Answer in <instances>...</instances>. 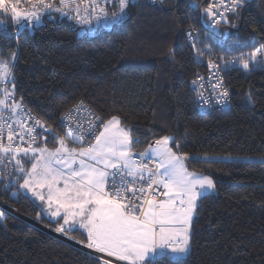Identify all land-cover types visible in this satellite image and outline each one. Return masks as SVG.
I'll return each instance as SVG.
<instances>
[{
	"label": "trees",
	"instance_id": "16d2710c",
	"mask_svg": "<svg viewBox=\"0 0 264 264\" xmlns=\"http://www.w3.org/2000/svg\"><path fill=\"white\" fill-rule=\"evenodd\" d=\"M198 4L132 0L121 24L92 36L80 35L67 16H45L41 26L15 35L11 21L0 16V58L16 53L15 89L57 136L65 134L61 115L83 101L104 120L119 116L140 141L133 151L172 137V149L179 144L178 154L188 157V170L214 181L216 194L198 201L189 253L157 258L156 264H264V163L207 159L264 156V68L227 72L229 108L200 113L192 82L208 68L184 35L189 27L207 31L203 9L209 0ZM239 11V19L228 15L238 28L222 22L207 34L219 54L251 55L264 40V0H247ZM223 32L231 35L225 39ZM47 143L58 146L51 136ZM0 203L49 229L58 226L17 183L0 187ZM0 212V264H97L95 256ZM68 236L86 243L80 230Z\"/></svg>",
	"mask_w": 264,
	"mask_h": 264
},
{
	"label": "snow or ice",
	"instance_id": "6c2138e0",
	"mask_svg": "<svg viewBox=\"0 0 264 264\" xmlns=\"http://www.w3.org/2000/svg\"><path fill=\"white\" fill-rule=\"evenodd\" d=\"M28 2L32 10L21 11L18 5L22 0H0V16L13 21L17 31L41 22L44 13L53 11L90 22L81 16L78 7H72L73 0H60L58 7L53 6L52 0ZM90 2L97 19L103 17L118 24L128 15L126 10L132 0H117L118 11L111 16L104 7L107 0ZM244 4L245 0H218L204 8L203 14L209 27L216 28L223 22L238 28L229 21L227 13L239 19ZM195 7L199 9L200 5ZM194 31L187 35L192 37ZM229 35L221 33L225 39ZM197 54L203 55V51L197 49ZM258 55L259 63L264 64V45L247 58L237 57L224 63H239L248 69L249 61H257ZM15 57L16 53L11 52L8 60L0 59V164H12L20 173L17 181L23 180L19 187L46 203L58 224L54 230L64 235L83 230L87 249L126 264H156L157 258L187 255L197 201L215 189L214 181L188 170V157L178 154L179 144L175 145L177 151L169 146L172 137L163 136L145 151L134 153L133 145L140 141L134 140L131 129L123 127L117 115L104 120L89 113L92 119L85 125L69 113L64 117L68 123H62L67 131L57 136L43 121L24 110L22 98L15 99V77L11 71ZM208 63L219 69L211 60ZM213 87L221 89L219 102L227 103L229 93L222 80ZM82 107L83 101L76 106V112ZM29 120L33 121L31 125ZM44 133H49L58 146L49 148ZM24 160L30 162V168H25ZM149 163L155 166L149 167ZM3 215L0 212V217ZM94 258L97 264H113L112 259L103 256Z\"/></svg>",
	"mask_w": 264,
	"mask_h": 264
},
{
	"label": "built area",
	"instance_id": "2783aa9c",
	"mask_svg": "<svg viewBox=\"0 0 264 264\" xmlns=\"http://www.w3.org/2000/svg\"><path fill=\"white\" fill-rule=\"evenodd\" d=\"M150 1L154 2V3H162V2H165L167 0H150ZM246 1L247 0H245V2ZM52 2H53L54 7L60 6V0H52ZM185 2L187 4V6L194 7V8H195V5L198 4V0H185ZM210 3L215 5L218 3V0H209V4ZM28 5H31L28 2V0H22V3L18 6H28ZM72 7L73 8L78 7V10H79L81 16H83L86 20H88L90 22L85 23L84 20L73 19L71 16H67V17H70L71 19L74 20L75 28H77L79 30L84 29L87 32V34L90 36L94 35L95 33L100 32V31L113 29L114 27H116L122 23V22H120L118 24H113L110 22V20H107L103 17H100L99 19H97L95 13L93 12L90 0H73ZM104 7H106V9L109 13V16H111V14L113 12L118 11V2H117V0H107V3L104 4ZM66 11H68V9H66ZM229 14L230 13H227V16ZM44 15H62V14L53 11L50 14L44 13ZM126 18H127V16L123 20H125ZM207 20H208V18H207ZM207 20L205 22V27L207 30L205 35L201 33L200 29L195 28V27H189L184 32L187 43L191 47V49L193 50V53L197 57L198 62L201 65L206 64V66L208 68V71L206 74H200L196 78L195 81H197V83L193 87V90L198 95V104H197L198 110L202 114H210L212 112H222V111H225L229 108V106H230V94L228 96L227 103L222 104L219 102L220 97L218 95V92L221 91V89H215L213 87V85H215L218 82V80H222L223 87L227 88V85L225 82V74L227 72H229L231 70H238V71H241L243 73H249L253 70H256L257 68H264V64L259 63V60H260L259 55L257 56V61H249V68L248 69H244L243 66L239 63H235V64L229 63V64L225 65L224 61H231L237 57L247 58L250 55L226 56V55L217 53L211 47V45L206 42L207 41L206 39H207V34L209 32L215 31L219 25L216 26V28L209 27ZM193 29H195V31L193 32V36L192 37L188 36L187 33L189 31H192ZM13 32L16 35L17 30L14 29ZM194 44H195V47H193ZM261 45H264V40L260 43L258 49L261 47ZM197 49L202 50L203 55H198ZM207 49H211V52H209ZM4 60H8V58H6ZM209 60H211L214 64H217L219 66V69L217 70L215 68H211L209 66V63H208ZM10 63H12V62L10 61ZM15 63H16V57H15L14 64ZM14 67L11 69L12 74L14 72ZM199 77H203V80H199L198 79ZM201 85H202V87H201ZM9 88H10V86H9ZM227 90H228V88H227ZM228 93H229V91H228ZM15 99L17 101L21 100V97L18 95L16 89H15ZM80 102L81 101L74 104L71 108H69L67 111H65L61 115V118H60L61 126H62V123H64V124L68 123L67 121L64 120V117L66 115H68L69 113H71L73 115L74 119L78 120L80 123L85 124V125H87V122L90 119H92V117L89 115V113H94L96 116H100L86 102H83V107L77 113L75 109H76L77 105H80ZM9 103H11V101H9ZM22 103H23L25 111H29L32 116L37 117L41 121H43L39 115L35 114L25 104L23 99H22ZM32 123H33V121H31V120L28 121L29 125H31ZM44 124L46 127L51 128L45 122H44ZM62 128H63L64 132L67 131L66 127H62ZM37 131H40V129L38 128ZM44 135L47 136L48 139L51 136L49 133H44ZM89 140H91V138H89ZM154 166L155 165L153 163H149V167H154ZM15 183H16V169L13 167V165L8 164L7 162H6V164H0V187L3 189H10ZM79 244H81V243H79ZM77 247L79 249L81 248L83 250H86L87 253H89L93 256H96V257L103 256L104 259H112L114 264H126V262H117L115 260V258H109L104 254L96 253V252H94V250L87 249L85 247V244L77 245Z\"/></svg>",
	"mask_w": 264,
	"mask_h": 264
},
{
	"label": "rangeland",
	"instance_id": "374dc122",
	"mask_svg": "<svg viewBox=\"0 0 264 264\" xmlns=\"http://www.w3.org/2000/svg\"><path fill=\"white\" fill-rule=\"evenodd\" d=\"M19 7V9L21 10V11H30V10H32V7H31V5H28V6H18ZM48 17L49 19H55V18H60V19H63L64 17H65V15H44L43 14V19L41 20V22H39V23H33V24H27L25 27H23V28H29L30 30H33L34 29V27H39V26H41L42 24H43V20H44V17ZM70 18V17H69ZM11 25H12V29L14 30V29H16L17 30V27H16V25H15V23L13 22V21H11ZM23 28H20V29H23ZM87 32L84 30V29H80L79 30V34L80 35H85ZM96 34V33H95ZM170 147H171V143H170V145H169ZM174 151V150H173ZM134 153H137V152H135V151H133ZM207 159H215V160H224V161H248V162H261V163H264V156H261V157H258V156H230V155H220V156H218V155H214V156H208L207 157ZM185 165H186V163H185ZM201 176H204V175H201ZM26 191V190H25ZM43 191H45L46 192V189L45 190H43ZM14 195L16 194V193H13ZM29 194L31 195V193L29 192ZM208 194H216V188L213 190V191H210V192H208L206 195H208ZM32 196V195H31ZM33 197V196H32ZM35 200H37L35 197H33ZM37 201H39V200H37ZM199 201V200H198ZM198 201H197V205H198ZM40 202V201H39ZM40 206H41V208H43V203L41 202L40 204H39ZM47 211H48V209H47ZM195 215H196V211H195V213L193 214V219H192V224H193V220H194V217H195ZM52 230V229H51ZM52 231H54V230H52ZM54 232H56V231H54ZM57 234L58 235H60L61 237H63V238H66V237H69L68 235H64V234H62V233H58L57 232ZM191 234H192V227H191ZM66 236V237H64V236ZM70 238V237H69ZM66 239H68V238H66ZM69 240V239H68ZM71 241H72V239H71ZM73 242H77V241H75V240H73ZM77 243H79V241L77 242ZM84 244H86V243H84ZM96 257V256H95ZM114 264V263H113Z\"/></svg>",
	"mask_w": 264,
	"mask_h": 264
},
{
	"label": "water",
	"instance_id": "95a60500",
	"mask_svg": "<svg viewBox=\"0 0 264 264\" xmlns=\"http://www.w3.org/2000/svg\"><path fill=\"white\" fill-rule=\"evenodd\" d=\"M0 207L3 208L4 210H6L7 212H10V213L14 214L15 216H17V217H19V218L25 220L26 222H28V223H30V224L36 226L37 228L43 230L44 232H46V233H48V234H50V235H52V236H54V237H56V238L62 240V241H64V242L68 243V244H71V245L74 246V247H76V244H75L74 242L68 241L67 239L61 237L60 235H58L56 232L52 231L51 229H49V228H47V227H45V226L39 224V223L36 222V221L31 220V219L28 218V217H25L24 215L20 214L19 212L15 211L14 209H12V208H10V207H8V206L2 204V203H0Z\"/></svg>",
	"mask_w": 264,
	"mask_h": 264
},
{
	"label": "crops",
	"instance_id": "0c3cea01",
	"mask_svg": "<svg viewBox=\"0 0 264 264\" xmlns=\"http://www.w3.org/2000/svg\"><path fill=\"white\" fill-rule=\"evenodd\" d=\"M134 140H135V139H134ZM154 143H155V142H153L152 144H154ZM74 146H75V145L69 144V147H74ZM132 151H133V149H132ZM23 163H24V166H25L26 169H27V168H30V162H29L28 160H24ZM18 175H20V173H19L18 171H16V177H17ZM16 183H17V184H22V183H23V180H20V181L18 182L17 179H16ZM20 190H21L23 193H25L26 195L30 196L35 202H37L38 205L41 203V202L35 200V199L29 194V192L25 191V190L22 189V188H20ZM39 206H40V205H39ZM40 208H41V206H40ZM41 209L43 210V212H44L49 218H51L52 220H56V218L51 217L50 214H49V212L47 211V205H46V203H43V208H41ZM80 231L83 233V230H80ZM83 234H84V233H83ZM84 235H85V234H84ZM85 236H86V235H85ZM180 257H182V256H180ZM176 258H179V257H176Z\"/></svg>",
	"mask_w": 264,
	"mask_h": 264
},
{
	"label": "bare ground",
	"instance_id": "6f19581e",
	"mask_svg": "<svg viewBox=\"0 0 264 264\" xmlns=\"http://www.w3.org/2000/svg\"><path fill=\"white\" fill-rule=\"evenodd\" d=\"M56 233H57V232H56ZM64 237H65V236H64ZM66 238H67V237H66ZM66 238H65V239H66ZM68 239H69V238H68ZM68 239H67V240H68ZM68 241H71V239H69ZM71 242H73V240H72ZM74 243L76 244V247H77V245H81V244H79V243H77V242H74ZM77 248H78V247H77ZM80 250L87 252L86 250H83V249H81V248H80Z\"/></svg>",
	"mask_w": 264,
	"mask_h": 264
}]
</instances>
